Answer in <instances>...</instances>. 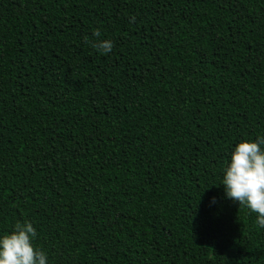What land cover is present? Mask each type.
I'll use <instances>...</instances> for the list:
<instances>
[{"label":"trees","instance_id":"1","mask_svg":"<svg viewBox=\"0 0 264 264\" xmlns=\"http://www.w3.org/2000/svg\"><path fill=\"white\" fill-rule=\"evenodd\" d=\"M257 135L264 0H0V233L49 264H264L221 185Z\"/></svg>","mask_w":264,"mask_h":264},{"label":"clouds","instance_id":"2","mask_svg":"<svg viewBox=\"0 0 264 264\" xmlns=\"http://www.w3.org/2000/svg\"><path fill=\"white\" fill-rule=\"evenodd\" d=\"M93 35L99 37L100 33ZM93 47L107 55L114 43L105 39ZM221 185L225 198L256 213L255 223L264 229V135L241 140L232 148L222 169ZM36 238L37 231L29 221L17 223L11 232L0 233V264H49L48 254L36 246Z\"/></svg>","mask_w":264,"mask_h":264}]
</instances>
